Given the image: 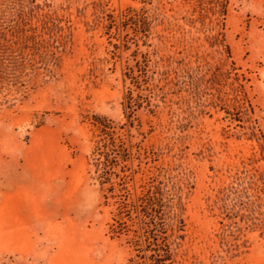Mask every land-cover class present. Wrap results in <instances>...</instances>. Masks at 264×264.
I'll return each instance as SVG.
<instances>
[{"label": "rangeland", "instance_id": "1", "mask_svg": "<svg viewBox=\"0 0 264 264\" xmlns=\"http://www.w3.org/2000/svg\"><path fill=\"white\" fill-rule=\"evenodd\" d=\"M199 1L23 16L0 54V264H137L93 167L121 150L130 98L138 187L186 189L167 264H264V0Z\"/></svg>", "mask_w": 264, "mask_h": 264}, {"label": "trees", "instance_id": "2", "mask_svg": "<svg viewBox=\"0 0 264 264\" xmlns=\"http://www.w3.org/2000/svg\"><path fill=\"white\" fill-rule=\"evenodd\" d=\"M37 1L0 0V20L8 18V14H11L8 21L11 25L0 26V54H5V42L8 39L20 37L23 16H26L28 12L35 11ZM228 4L229 0H201L198 6L201 9L206 7L207 9H227ZM1 9H6L5 13ZM10 28H12L11 33L13 34L11 36L10 31L6 32ZM133 103L131 98L127 101L126 120L119 128L124 131L121 138V150L114 153L108 145L103 149L100 148L99 151L102 150L100 161L103 158L105 162L94 164L93 167L98 175L97 180L104 203L113 199L115 225L112 230L124 241L123 244L131 249L132 253L141 254L137 255L139 259L137 264H167L173 260L169 242L170 232L172 233L174 230L172 226L175 224H179V227L185 226L184 213L182 210L175 211L173 209V200L174 198L181 199L186 194V189H174L173 193L170 192L171 195H168V199L172 201L166 202V194L160 187L155 185L138 187V173L133 169L135 162L133 131L136 130L135 118L139 109ZM101 165L104 168L98 171ZM116 181L118 184L114 183ZM233 198L236 202L242 199L241 196ZM239 206L242 208L244 204L239 201Z\"/></svg>", "mask_w": 264, "mask_h": 264}]
</instances>
